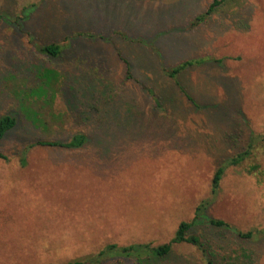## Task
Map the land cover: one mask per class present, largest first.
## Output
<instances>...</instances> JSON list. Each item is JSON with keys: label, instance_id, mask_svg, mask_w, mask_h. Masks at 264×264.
I'll use <instances>...</instances> for the list:
<instances>
[{"label": "rangeland", "instance_id": "374dc122", "mask_svg": "<svg viewBox=\"0 0 264 264\" xmlns=\"http://www.w3.org/2000/svg\"><path fill=\"white\" fill-rule=\"evenodd\" d=\"M211 2L0 0V116L16 117L0 138V264L166 243L203 199L207 217L264 228V142L211 193L216 167L264 135V0H224L196 20ZM49 42L58 55L39 49ZM189 59L183 93L165 69ZM77 131L90 135L78 147L29 146ZM201 221L188 233L213 237L216 264L241 252L239 264H264L263 235ZM104 264L206 261L182 242L163 258Z\"/></svg>", "mask_w": 264, "mask_h": 264}, {"label": "trees", "instance_id": "16d2710c", "mask_svg": "<svg viewBox=\"0 0 264 264\" xmlns=\"http://www.w3.org/2000/svg\"><path fill=\"white\" fill-rule=\"evenodd\" d=\"M224 0H212L209 4L208 8L201 13L196 20L205 19L207 16L211 14L214 8L220 4H222ZM2 15H0V19H2ZM62 43L49 42L47 44L42 45L39 49L43 52H46L50 55H58L61 51ZM123 63L125 64L126 73L128 78H132L131 74V63L128 59L121 58ZM196 59L183 60L178 62L175 66L165 69L166 74L173 78L175 84L179 87V82L177 80V76L186 70L189 66H191L194 62H197ZM215 61H222L216 60ZM181 89V87H179ZM184 89H181V92L184 93ZM156 96L155 93L152 92V98ZM157 101V100H156ZM159 108L160 102L157 103ZM100 116H97L96 123H100ZM42 123V122H41ZM16 125V117L11 115H1L0 116V138H2L5 134H7L8 130L13 128ZM89 134L85 131H77L75 133H70L68 139L62 140H45V139H37L34 140L29 146L33 145H42V146H54V147H66L73 148L80 146L83 141L89 138ZM262 141L264 142V135L259 136L258 138H250L245 148L229 157L225 158L215 169L213 173V177L211 180V193L215 194L219 187L220 180L225 172V170L229 167L233 166H242L244 161L251 158L253 155V149L255 148V142ZM0 158H6L5 154L0 151ZM244 170L247 173L257 174L260 171V166L258 163L246 164L244 166ZM209 200L203 199L196 206V210L194 211V217L191 221H182L179 223L174 236L166 243L153 245L151 243H132L128 245H117L115 243L106 244L100 248L96 253L86 256L83 260L73 259L65 262H61L59 264H104L106 261H115V263H122L126 258H135L138 261H144V258L148 259H159L167 256L171 248L174 244H179L182 242L189 243L195 246L201 253L203 259L206 261V264H216L217 253L212 246L213 237L206 236L200 237L198 234H189L188 231L193 226L200 224V221L205 219L206 223L209 226L214 227L215 229H230L231 232L236 235L238 238L243 239H253L257 238L259 235L264 236V228L263 229H250L247 231H241L231 226L229 223L225 222L219 218L207 217L205 215V208ZM202 222V221H201ZM240 256L247 257V254L241 252L240 255H237L234 260H228L225 264H239L238 260Z\"/></svg>", "mask_w": 264, "mask_h": 264}]
</instances>
